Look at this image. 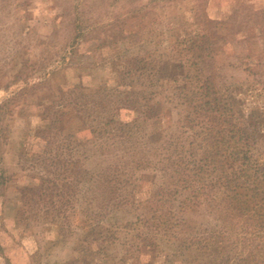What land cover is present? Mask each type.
<instances>
[{
    "label": "rangeland",
    "instance_id": "rangeland-1",
    "mask_svg": "<svg viewBox=\"0 0 264 264\" xmlns=\"http://www.w3.org/2000/svg\"><path fill=\"white\" fill-rule=\"evenodd\" d=\"M197 76L217 97L234 93L244 122L258 128L244 151L252 146L264 166V0H0V264H172L180 244L154 227L168 207L141 201L165 178L182 180L177 167L165 176L159 157L168 137L187 142L193 119L182 124L186 109L172 88L196 85ZM154 84L169 108L154 122L168 136L155 153L143 114L129 105L143 104ZM90 108L111 121L104 139L90 136ZM121 120L139 130L114 145L108 135ZM119 165L124 184L104 188L101 176L110 180ZM218 191L210 205L189 193L194 204L176 205L174 219L193 235L219 228ZM260 207L253 225H264ZM156 231L157 256L142 240ZM257 239L263 247L246 264H264Z\"/></svg>",
    "mask_w": 264,
    "mask_h": 264
},
{
    "label": "trees",
    "instance_id": "trees-1",
    "mask_svg": "<svg viewBox=\"0 0 264 264\" xmlns=\"http://www.w3.org/2000/svg\"><path fill=\"white\" fill-rule=\"evenodd\" d=\"M196 80V85L180 84L172 88V99H178L179 107L184 106L186 109L184 113L187 119H184L182 124H188L191 121L190 119H193L190 123L192 125L191 129L188 128L189 125H186L187 131L191 130L193 136L190 135L191 131L190 134L186 131L187 135L189 134L187 142L182 140V134L175 136L173 140L167 136L169 143L168 145L165 144L164 155H161L163 158L159 157V161L161 160L160 166L163 168L165 176L169 175L168 169L177 167L181 173H178L179 176L176 179L182 178V180L176 181L171 178L176 182V184L171 185L167 183L168 180L165 178L164 182L156 185L157 187L150 188L145 200L141 202L143 205H157L156 209L159 206L162 209L164 205L168 207L163 212L160 211L162 216L159 217V220H155L154 227L159 222L160 225L157 229L161 231L168 229L166 237L170 240L176 238L177 242L174 240V243L177 244V248L180 244L179 251L177 250L173 255L176 260L172 264H182V261L189 257L193 260L188 259V264H230V260L246 264L247 257H254V248L261 250V247H263L259 245L257 238H264L261 235V232H264L262 221L258 220L257 225L252 224L258 206H261L260 213L263 216L264 169L262 167L264 166L257 154L253 153L252 146L247 145V149L244 151V144L247 142L250 144L251 139L257 138L255 133H251L258 128L254 125L248 127L244 122L237 109V106H239L237 102L239 101L230 89H228L230 93H228V99L226 98V100V96L223 94L217 97L209 79L201 80L197 76ZM156 85H153L152 91L149 90L146 95L144 94L145 96L140 98V103L145 100L143 104H136L137 100L135 103L131 102L129 104L131 110L135 109L136 112L143 114L144 121L141 124L142 127H140L141 130L147 131L145 133L146 140L153 139L150 141L154 143L152 148L154 153L156 149L159 150V147H156L157 143L167 138L162 137L161 131L155 130L159 125L154 122L160 118L159 115L163 112L161 99L164 93L163 88L161 89ZM168 110L169 108L165 107L163 114L167 115ZM95 112V108H90L88 115L84 116L86 120L88 119L86 123L87 126H90V136L97 141L106 137L104 130L109 127L111 121L103 114L99 113L98 116ZM100 118L104 125L100 122ZM118 124L120 128L116 129L115 132L111 130L112 132L108 135L110 136L108 140L113 141L114 139V145L115 142H118L115 138L118 136L123 138L122 136L125 135L131 137L130 133L136 130V124L131 125L129 120H126V122L121 120ZM167 133L168 130L166 129L165 135ZM142 141L145 142L144 139ZM194 150L197 152V156L191 153L190 155L194 159L186 162L184 160L188 156L186 153ZM135 153L134 151L133 155ZM154 156L157 157L158 153ZM241 157L244 161H239ZM237 164L240 165V168ZM123 170L124 166L119 165L114 170V175L110 180L107 174L101 176V179H106L105 184L102 183L104 188L105 185H107V188L111 186L121 187L124 184L123 177L125 176ZM93 187L98 189L96 181ZM216 189L219 190V197L216 199L218 204L212 206L211 212L217 215L219 228L193 235L188 223L182 220L178 221V218L174 219L176 205L179 210L184 208L186 211L187 207L194 204L189 197L191 195L189 193L192 192L196 203L200 199L206 198V205H210L209 199L216 197L214 196ZM106 192H108L107 189ZM185 194L188 196L185 197ZM120 206H116V209ZM146 222L147 218L144 220V223ZM177 231L184 232L186 237L180 239L177 236ZM159 232L156 231V235L152 238L144 237L142 239L147 246L154 247L155 256L158 252L164 250L160 248L161 242L155 240L162 238L159 236ZM139 244L140 241L135 244L134 253H136V249H141ZM170 255L172 256V254Z\"/></svg>",
    "mask_w": 264,
    "mask_h": 264
},
{
    "label": "crops",
    "instance_id": "crops-1",
    "mask_svg": "<svg viewBox=\"0 0 264 264\" xmlns=\"http://www.w3.org/2000/svg\"><path fill=\"white\" fill-rule=\"evenodd\" d=\"M147 218H148V217H147ZM140 238H141V237H138V239H140ZM138 239H137V240H138ZM136 242H137V241H136ZM167 257H168V256H167ZM167 257H166V256L163 257V259H162V262H163V263H166Z\"/></svg>",
    "mask_w": 264,
    "mask_h": 264
}]
</instances>
